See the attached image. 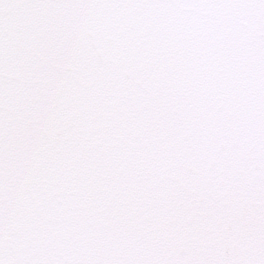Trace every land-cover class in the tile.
<instances>
[{"label": "snow or ice", "instance_id": "6c2138e0", "mask_svg": "<svg viewBox=\"0 0 264 264\" xmlns=\"http://www.w3.org/2000/svg\"><path fill=\"white\" fill-rule=\"evenodd\" d=\"M0 264H264V0H0Z\"/></svg>", "mask_w": 264, "mask_h": 264}]
</instances>
